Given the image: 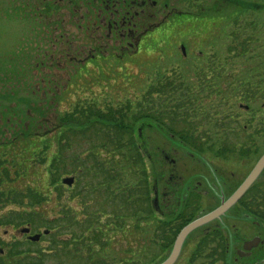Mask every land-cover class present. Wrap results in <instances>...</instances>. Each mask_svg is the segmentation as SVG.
<instances>
[{
	"label": "rangeland",
	"instance_id": "374dc122",
	"mask_svg": "<svg viewBox=\"0 0 264 264\" xmlns=\"http://www.w3.org/2000/svg\"><path fill=\"white\" fill-rule=\"evenodd\" d=\"M126 11L132 14L127 15ZM83 14L86 21L80 19ZM70 17L76 23L67 37H74L71 58L62 57L65 50L59 45V69H52L58 83H51L44 76L55 53L53 45L56 39L69 44L65 31L60 33L55 28L56 21L68 27ZM86 22L89 34L79 30L82 25L87 26ZM171 74L183 80L180 92L185 90L183 94L197 98L196 104L203 106L205 112L215 113V124L207 127L210 142L226 126L241 128L248 116L244 104L250 105L253 115L259 114L264 103L263 94L258 97V93H264V0H0V255L5 264H161L174 244L156 245L152 219H173L184 209L183 196L191 189L201 197L195 206L186 202V213L198 218L213 211L238 188L264 150L251 158L249 166L244 165L238 152L231 155L221 146H208L203 151L188 147L169 131L167 124L171 121L161 124L144 119L136 122L133 131L144 154L151 199L156 207L154 216L143 220L139 230L108 234L103 238L106 249L94 244L92 251L86 252V247L79 251L84 254L81 256L75 252L80 246L71 242V234L67 235L74 232L72 229L79 230L75 225L61 228L73 249L55 252L50 250L55 244L44 233L45 226L1 223L5 217V222L9 218L17 223L20 218L11 211L25 207L19 192H29L31 188L41 193L42 201L27 210L31 207L44 215L45 220L34 218L41 225L49 226V219L59 216L62 210L58 195L65 196L66 191L72 198L68 202L72 210H81L82 203L74 195L85 178L62 171L60 175L57 171L51 174L47 163V157L59 149L57 137L51 140L53 134L67 127L62 119L73 114L76 106L108 109L129 101L135 104L154 82ZM244 94L252 98L247 99ZM220 120L222 123H218ZM58 124L61 129L50 131ZM188 125L193 126L190 122ZM177 129L181 130L178 125ZM90 136L97 141L94 133L87 137L74 135L65 156L87 149ZM71 163L67 161L68 166ZM68 169L72 172V167ZM68 176L75 177L73 187L63 183ZM52 178L57 184L52 183ZM10 189L16 194L9 193ZM94 195L83 193L85 200ZM102 200L98 196L92 208H104L105 204L100 206ZM246 215L235 204L221 218L193 230L175 264H188L199 238L216 227L225 234L230 233L228 228L234 231L232 247L241 248L242 240H251L254 235L264 240V222L256 223L254 217ZM245 225L251 233H245ZM25 227L31 232H23ZM36 233H41L40 239L31 240L29 237ZM16 244L26 252H11ZM62 246L61 243L59 248ZM251 251L240 261L264 264V243Z\"/></svg>",
	"mask_w": 264,
	"mask_h": 264
},
{
	"label": "trees",
	"instance_id": "16d2710c",
	"mask_svg": "<svg viewBox=\"0 0 264 264\" xmlns=\"http://www.w3.org/2000/svg\"><path fill=\"white\" fill-rule=\"evenodd\" d=\"M173 75L177 76L176 74L164 75L154 82L145 90L142 99H139L135 104L129 101L123 106L119 105L117 108L109 107L108 109L99 106H76L73 114H67L62 119V123L67 127L61 129V124L60 126L58 124L59 127L56 126L50 130L61 129L59 134L57 131L51 139L57 137L59 143V151L57 150V153L53 154L51 158L47 157L51 174L57 171L60 175V171H62L77 175L79 179L85 178L83 186L79 187L74 195L82 203V208L78 211L80 214L72 210L68 204L72 198L69 194L67 195L66 191L65 196L58 195L62 211L58 217L56 216L53 220L49 219L51 225L37 223L34 218L40 217L42 220L46 218L36 209L31 210L30 207V210H27L29 206L39 205L42 201L41 193L31 188L28 190L29 192H19L22 195L21 204L25 207L11 211L12 214L17 215V218H20L17 223H15V219L9 221V218L5 222L6 217L1 219V223H7V225L30 224L32 227L45 226L48 236L53 239L51 241L55 244L50 250H55V252L59 250L66 252L73 249L68 246L70 239L64 238L71 234V242L80 246V249L75 248V252L81 256L84 254L79 251H83L85 247L87 248L86 252L92 251L94 244L103 245L100 248L106 249L104 245L106 242L103 241V238L111 233H117V231L124 233L126 229H129L130 232L139 230L143 220L154 216L156 202L151 199L144 154L135 141L133 129L136 122L144 119L156 120L161 124L171 121L167 124L169 131L178 135L188 147L199 151L205 150L208 146L210 149L214 147L210 144L211 138L207 127L210 129L215 124V113L205 112L203 106L196 104L197 98L192 97L189 93L183 94L185 90L180 92L183 80ZM162 118H165V121ZM189 122L192 123V127H189ZM73 123H77V125L74 126ZM218 123H222V121L220 120ZM177 125L181 130H175ZM201 127L204 130H201ZM229 129H233V127H224V132L226 133ZM89 133H94L98 137L95 138L97 141L90 136L87 149L71 157L65 156L64 151L71 148L74 135L80 134L82 137H87ZM45 141L50 142L49 138ZM223 149H227V146ZM67 161L72 162L70 166ZM68 167H72V172ZM6 171L10 170L6 167ZM4 175L8 176L7 173ZM51 180L52 183L55 182L53 184L58 182L54 178ZM63 187L69 190L68 186L64 185ZM10 192L16 194L12 189L9 190ZM85 192L95 193V195L85 200L83 196ZM98 196L103 198L102 201H99L100 206L105 204V207L94 209L92 206L96 205ZM12 198L18 201L17 197ZM247 202L250 206V209L248 207L249 212L264 219V192L257 194L252 190L249 191L241 198L239 205L247 207ZM193 219L194 216L188 215L186 212L180 213L178 217L169 221L152 219L153 225L155 224L153 240L156 245L157 243L158 245L165 244V246L174 244L181 229ZM60 220H64L66 224L61 223ZM70 225L71 227L75 225L79 230L72 229L74 232H68L67 235L65 232H61L62 227H70ZM27 242L32 243L31 241ZM59 243L64 244V247L62 246L60 249ZM18 244L10 249L11 252L15 254L26 252L19 250ZM225 251L226 240L223 231L208 230L199 238L188 264H226ZM0 264H5L2 255H0Z\"/></svg>",
	"mask_w": 264,
	"mask_h": 264
},
{
	"label": "flooded vegetation",
	"instance_id": "af4514ba",
	"mask_svg": "<svg viewBox=\"0 0 264 264\" xmlns=\"http://www.w3.org/2000/svg\"><path fill=\"white\" fill-rule=\"evenodd\" d=\"M124 5H127V4L124 3ZM51 14H52V12L50 13V15ZM126 14L130 15V14H132V12L131 11H126ZM80 17H82L80 19H82L83 21L84 20L86 21V18L84 16V14L81 15ZM70 19H72V21H71L70 24H68V27H66L67 24L66 25H62V24L59 23V25H58L59 21L58 20L56 21L55 28L57 29V31H60V33H63L65 31V34H66V36H65L66 39L65 40L66 41L69 40V44H68V42H64V41L61 42V43H58L61 40L56 39V42L53 45L55 53L52 54L53 56L50 58V62H49V65H48L49 66V68H48L49 70H48V73L46 75V77H50V78L46 79V77L44 76V80H48L51 83H56V84L58 83L57 76H56V74H53V70H52L53 68L56 71L59 69L58 65L60 64V62H59L60 59L57 56L58 46L60 45V49L62 51L65 50L62 53L63 54V56H62L63 58L67 59L68 56H70V58H71V52L73 51V45H71V43H72L71 39L74 38V37H73V35H72L71 39H68L67 37L71 33V32L68 33L69 29H73L75 27L74 24H76V23H75V21H73L72 17H70ZM80 19L77 18L76 20L79 21ZM105 23L106 22H104V24ZM86 25L87 26L82 25L79 30L81 32H83V33L86 32V33L89 34V29H90L89 23L86 22ZM105 26L107 27V24ZM109 28L111 29V24H108V29ZM61 36H62V34H61ZM63 37L64 36H62V38ZM140 40H141V37H140ZM53 42H54V40H53ZM139 48H140L139 45H137L135 47V51L137 50L136 52H138ZM121 52H123V50ZM130 55L135 56L136 54L133 55L132 53H130ZM43 65L45 67V65H46L45 61L43 62ZM70 77L71 76H69V78ZM260 87H261V84H260ZM262 94L264 96V93H258V97L261 98ZM244 96H245V94H244ZM253 97H255V96H253ZM245 98L249 99V98H252V97L251 96H245ZM243 107H244L243 110L246 111V114H248V116L246 115L245 120L242 123L241 128H239L237 126V129H235V130L229 129V131H227L226 133L223 130L222 133L220 132L221 135L219 133L216 136L217 138H215L212 142H210V144L212 146H214V147L215 146H221V148L227 146V149H225V150L227 152H229L231 155L235 154L236 152H238L237 154H239L238 157L240 158V161L244 165H248L249 166V162H251V158L254 157V156H257V154L260 152V150H264V103L262 104V107L260 109L261 112H259V114L261 116L259 114H257V115L254 114L253 115L249 104H244ZM258 116H260V119L258 121H255L256 117H258ZM231 133H233V135H237V137L239 136L240 138H234L233 135H231ZM263 156H264V151H263L262 155L258 158V160L252 165V168L250 169L249 173L247 174V176L245 177V179L243 181H245L249 177V175L255 169L257 163L260 161V159ZM263 175H264V169L260 172V174L258 175L256 180L252 183V185L249 187L247 192L242 197H244L251 190L254 193L257 192V194H262L264 192V186H263L264 185V177H263ZM214 188H217V185H215ZM164 195L168 197L169 194L165 193ZM170 195H173V194H170ZM200 197H201V195L195 189H191L187 194H184V196H183V199H184V202H185L184 209L182 211H180V212H177V214L175 215V217L173 219L178 217V215L180 213L186 212L188 210L189 203L187 204L186 203L187 201L191 202L193 204V206H195L196 203L198 204V202H199L198 200L200 199ZM240 200L236 203L237 205H239ZM222 201H221V203H222ZM246 201H248V200H246ZM239 207H241L243 210H245L247 212L246 216L250 215V216L254 217V220H255L254 222L258 223L257 222L258 220L264 222L263 218H261L258 215H255V214L249 212V210H248V207L250 209L249 203H248L247 207L240 206V205H239ZM173 219H171V220H173ZM215 220H217V219H215ZM244 228H245V233L246 232H248V233L250 232L248 225H245L243 227V229ZM228 229L230 231L229 234H225L226 231L224 232L223 229H220L218 227L211 229L213 231L214 230L215 231L221 230V231H223V233L225 235V240H226V251H225L226 252L225 253L226 254V260H225V262H226V264H231L232 262H233V264H248V263H242V261H240V260L243 259L247 254L253 252L251 250H253L257 246H259L261 243H264V240L259 238L258 235H254L251 240H249V238L243 239L242 243H241V248H239L237 246L232 247V244H233L232 239H233V236H235V233H234V231H231L230 228H228ZM238 233H240V232H238ZM191 255H192V253H191ZM179 257H180V255H179ZM257 257H259V256H257ZM262 258H264V256Z\"/></svg>",
	"mask_w": 264,
	"mask_h": 264
},
{
	"label": "water",
	"instance_id": "95a60500",
	"mask_svg": "<svg viewBox=\"0 0 264 264\" xmlns=\"http://www.w3.org/2000/svg\"><path fill=\"white\" fill-rule=\"evenodd\" d=\"M263 169H264V156L257 163L255 169L252 171L249 177L245 181H243V183L234 191L233 194H231L227 199H224L220 204V206H218L213 211L207 214L195 218L181 229L180 233L178 234L175 240L173 249L169 257L161 264H174L180 255L184 241L187 238V236L196 228L208 224L209 222L217 218H220L223 214H225L247 192L249 187L256 180V178ZM74 182H75L74 176H68L63 179V183L67 185H73ZM22 231L25 233H30L31 229L29 227H25L22 229ZM44 233L48 234V231L46 230ZM40 237H41V233H36L35 235H31L29 238L33 241H37L40 239Z\"/></svg>",
	"mask_w": 264,
	"mask_h": 264
}]
</instances>
